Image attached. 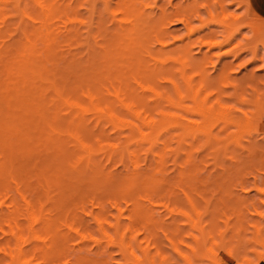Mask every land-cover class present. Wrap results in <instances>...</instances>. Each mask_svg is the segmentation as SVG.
I'll return each instance as SVG.
<instances>
[{
  "label": "rangeland",
  "instance_id": "rangeland-1",
  "mask_svg": "<svg viewBox=\"0 0 264 264\" xmlns=\"http://www.w3.org/2000/svg\"><path fill=\"white\" fill-rule=\"evenodd\" d=\"M81 1L75 7L73 18L76 21L71 22L63 16L60 19L64 20H57L55 25L61 30L60 34L64 32V36L61 34V38L64 37L61 39L62 49L67 54H62L59 49L61 54L66 56L72 53L73 57L72 54L66 56L68 60L78 58L86 66L85 69L93 65L88 69L91 74L93 70L94 75L101 73L95 75L96 79L90 75L92 83L88 82L89 86L87 82L81 83L82 86L79 84L80 90L78 88L75 92L73 85H68L73 91L69 93L89 107L90 111L83 113L62 106V102H59L62 107L60 104L52 106V102L49 107L52 106L50 111L57 113L64 122H79L81 127L76 128L77 132L86 126L82 138L97 147H104L94 156L101 168H92L91 171L86 166L85 170L81 167V172H74L70 167L73 160L77 161L85 154L74 140L62 139L61 153L65 157L60 158L52 147L54 142L51 137L46 134L40 136V130H35L34 126L28 139L23 137L26 133L24 124L22 128V124L15 128L20 134L23 132L21 141L20 138L17 140L20 134L12 127L16 136L14 132L6 131L10 136L0 132L1 137L8 136L6 141L10 139L8 144L0 137L3 142L0 143L3 146L8 144L7 147L15 151L16 164L13 178L4 175L0 180V184L4 185L0 189V264H14L12 260L15 264H242L245 257L258 263L257 253L264 252V245L243 249L244 246L236 242L237 231L234 232L228 225L225 227V224L230 225L235 221V226L237 220L243 218L247 220L242 224H246V230L250 227V233L255 230L253 225L256 223L264 227V44L258 35L246 27L247 23L257 24L260 19L264 23V0H244L242 4L236 0H222V3L221 0ZM35 3V0H22L23 15L13 13V8L9 6L12 16L16 17L13 20L7 18L12 22L6 19L3 22L6 27L1 26L2 29L10 26L9 34L15 32V38H10L5 32L12 44L16 42L21 47L23 43L27 47L18 48L21 54L25 50L23 54L31 53V56L40 50L41 62H44L45 45L39 31L45 30V24L40 20L45 16ZM177 14L187 16L186 25L180 21L178 23L181 16L177 17ZM227 14L242 18L244 24L239 23L242 26L240 32L226 47L208 49L206 42L222 41L224 33H227L218 26L220 23L217 25V17L213 21L214 16L219 15L218 19H224ZM140 16L143 22L147 21L144 22L147 26L153 20L150 18L157 22L166 16L167 35L163 38L170 45L162 48L161 42L156 41V38L163 40L157 35L160 31L155 30L156 34L145 29L142 35H133V25L139 22ZM134 19L136 22H133ZM6 22L10 25L7 26ZM206 22L208 25H205ZM192 28L197 30L189 34ZM67 30L68 34L71 31L74 34L71 32L69 36ZM36 34H39L37 38ZM26 42L32 46L28 47L30 44ZM239 45H245L243 49L247 48L246 45L257 46V58L253 60L251 50L243 51L238 58L225 55L233 50L238 52L235 49ZM182 50H186L199 66L197 69L188 68L186 76L181 74L182 64L173 61L181 55ZM154 57H157V62ZM31 59L35 62L32 56ZM162 60L167 61V65L162 67ZM61 62L64 65V60ZM159 67L171 71L160 73L162 70L156 69ZM148 68H151L150 71L157 70L154 72H158V75L149 77L146 74ZM143 69L148 72L145 73ZM230 76L235 83L238 80L237 89L231 87ZM189 77L194 80H189ZM176 79L178 82H175ZM206 80L212 82L211 86ZM34 81L33 85H41L39 88L45 89L39 80L38 83ZM177 83L183 88L177 87ZM186 84L190 85L187 87L192 91L185 87ZM203 85L206 86L199 90ZM41 89L36 90L41 92ZM89 96L93 97H90V101ZM52 97L48 99L53 100ZM223 98H226L225 101ZM219 100L234 107V114L243 122L236 123V127L222 121L216 123L218 118H212L205 124L204 116L197 113L198 109L210 106L219 108ZM259 107L258 120L250 126L246 116L254 117ZM103 108L108 109L107 115L103 114ZM193 109H197L196 113ZM112 112L120 117L121 122L119 119L112 120L109 116ZM163 126L169 128L164 129ZM205 129H208L207 133ZM145 136H150L151 140L144 141ZM116 146H122V151L125 149L124 155L115 153ZM164 179L166 184L163 183ZM248 190H251L250 193ZM246 191L250 201L246 198ZM7 227L14 232V239ZM208 230L212 231L214 238L221 237L222 243L224 239L228 240L226 243L230 242L228 247L226 245V251L219 249L218 258L210 251L209 255L200 253L197 257L191 251L196 247L197 239H201ZM225 231H229V234H225ZM215 233L219 236H215ZM212 240L215 242L217 239ZM235 246L237 251L234 250ZM237 246L241 247L239 252ZM3 249L14 259L3 253ZM227 250L232 251L231 257ZM244 251L248 252L246 256ZM262 262L264 260L258 264Z\"/></svg>",
  "mask_w": 264,
  "mask_h": 264
},
{
  "label": "bare ground",
  "instance_id": "bare-ground-1",
  "mask_svg": "<svg viewBox=\"0 0 264 264\" xmlns=\"http://www.w3.org/2000/svg\"><path fill=\"white\" fill-rule=\"evenodd\" d=\"M216 1V0H215ZM236 1H239V3H241L242 4V2H244V0H242V1H240V0H236ZM35 4L36 5H38V6H40L39 8L41 9V13H42V11H44L43 13L45 14H42L43 16H45V18L44 17H41V21H42V23H44V24H42L41 23V25L43 26H45V27H43V28H45V30L43 31H39V34H40V36L42 37L43 36V42H44V44L43 45H45L44 47V49L45 50H43V52H45V54H46V60H45V58H43L44 59V62L42 63L41 62V59L42 58H40L41 57V54H39V52L38 51H40V50H38L37 51V53L39 54H36V52L33 54V55H31L32 57H33V59L34 58H36V57H38V58H36V59H34L35 60V62H33V60L31 59V56L29 55V54H31V53H27V54H23V52L25 51H21L22 52V54L19 52V49H21L22 48V46L24 45L22 42H20V43H22V46L20 47L19 46V43L17 44L16 42H15V44H12V42H10L11 40L10 39H8L10 36V38H15L14 36H13V34H15V32L11 35V34H9L11 31H10V29H9V27H7V28H5V29H2V27L3 26H1V24L2 25H4L3 24V22L7 19V18H9V19H12L13 20V17L15 18L16 16H12V10H13V13H15V12H20L22 15H23V12H22V0H0V92H5L4 94H1L0 93V125L2 124V126H0V127H3L4 129L2 130V129H0L1 131V134H2V131L3 132H5L6 133V131H9V133L11 132V133H13L14 135H15V132L17 131L15 128H17L19 125H21L20 126V128H22L23 127V124H24V126H26V128H25V130H26V133L23 135V137L24 138H26V139H28L27 138V136H29L30 134H31V127L32 126H34V129L35 130H37V129H39L40 130V136H43V135H48L49 137H51V140L54 142V144H52V147H53V149L54 150H56V153H58L59 154V157L61 158H64L65 157V155H64V153L62 154L61 153V146H62V139L64 138H68V139H70V140H74L76 143H78L79 144V146L81 147L80 148V150H83V152L85 153L84 154V156H82L81 158H78V160L77 161H75V160H73L74 162H72V166H70V167H72V169L74 170V172L76 173V172H81V167H82V169L84 168V170H85V168H86V166H87V168L86 169H88V168H91V171H92V168H94V169H96L97 170V168H101V164H97V162L95 161V155H98V153L102 150V148H104V147H101L100 148V146L99 147H97V146H95L94 144H90L89 142H87L86 140H84L82 137V135H84V133H82V131H84L86 128V126L83 128V130L82 131H80V132H77L76 130V128H78L79 127V129H80V127L81 126H79L78 125V123L79 122H77L76 120H74L73 122L72 121H68V120H66L65 122H64V120L57 114V113H54V112H51L50 110V107H52V106H55L56 104H60L59 106L60 107H62V106H65V107H70V108H74L75 110H79L80 112H83V113H89V111H90V108L89 107H87V106H85L84 104H82V102H80L79 100H78V98H74L69 92H75L79 87V84H80V86H82V84L81 83H84V82H87L86 84H88V86L92 83H90V80H89V76L90 75H94V70H93V74H91L90 72H89V70L88 69H91L90 67L91 66H93V65H89V68L87 67L86 69H85V67L86 66H84V64L82 63V61H80V60H78V58L76 59V58H72V60H68L67 59V57L66 56H69L70 54H72V53H70V54H68V55H64L65 56V59H64V56L62 55V54H67V53H65L64 51H63V41L61 40V39H63L64 37H62L61 38V34H63L64 32H62L61 34H60V32H61V30H58V27H56V22L58 23V21L59 20H61L60 18L61 17H63V16H65V18H67V19H69L71 22L72 21H76V19H75V17L73 18V15L75 16V7L77 6V5H80L83 1H81V0H35ZM219 2V1H218ZM221 3H222V0H221ZM224 3V2H223ZM222 5V4H221ZM9 6H11L13 9L12 10H10L11 9V7L9 8ZM223 8L226 10V8L223 6ZM71 11H75L74 13H70ZM181 11V10H180ZM187 11H188V9H187ZM190 11V10H189ZM188 11V12H189ZM182 12V11H181ZM184 12V11H183ZM190 13H191V11H190ZM11 14V15H10ZM17 14V13H16ZM16 14H14V15H16ZM19 14V13H18ZM25 14V13H24ZM180 14V13H179ZM185 15V14H184ZM186 15H187V12H186ZM181 16V15H178L177 14V17L178 16H181V18L178 20V23H179V21L181 22V23H183L184 25H186L187 24V21H188V18H187V16ZM9 16V17H8ZM189 16V15H188ZM162 17V16H161ZM165 17V19H163ZM213 17V16H212ZM217 17V18H216ZM141 18V16L138 18V20L137 21H139V22H136V19H134L133 20V22L135 21L136 22V24H132L133 25V27L134 28H132V33H133V30H134V33H133V35L136 33L137 34V36H138V34L140 35H142V33L144 32L145 33V29L146 30H148V31H152V32H154V33H156L157 34V32H159L160 31V33L159 34H157V35H159V37L161 38H163V36L165 37L166 35H167V28H166V24L164 23L165 21H167L166 20V16H163L161 19L162 20H158L157 22L154 20V18H150V19H153L152 21L150 20V23H148V26L147 25H144L145 23L143 22V20H141L140 19ZM216 18V19H215ZM218 18H220V16L218 15V16H214V18H213V21H214V19H215V21L217 22V25L220 23V25H218V26H221L222 27V29L224 28L225 30H224V32L226 31L227 33H226V35H225V33H224V35H223V37H224V39L222 40V41H217V40H215L214 38V40L215 41H211V40H209L208 42H206V47L208 46V49H210V50H213V49H220V48H223L224 46L226 47V45H228L229 43H231V41L232 40H234V37H235V35H236V33L239 31L240 32V28L242 27L241 25H242V23L244 24V22H242L241 21V17L240 16H236L235 14L234 15H230V14H227L226 15V17L224 16V19L223 18H221V19H218ZM140 19V20H139ZM159 19V18H158ZM170 19V18H169ZM8 20V19H7ZM12 20L9 22V20H8V22L9 23H11L12 22ZM43 20H44V22H43ZM58 20V21H57ZM64 20V19H63ZM63 20H61V21H63ZM131 20V19H130ZM146 20V19H145ZM165 20V21H164ZM172 20V19H171ZM61 21H59V22H61ZM128 21H129V19H128ZM127 21V22H128ZM142 21V22H141ZM154 21V22H153ZM162 21H163V23H162ZM170 21V20H169ZM214 21V22H215ZM262 21V22H261ZM40 22V21H39ZM125 22V21H124ZM126 22V23H127ZM242 22V23H241ZM123 23V22H122ZM189 23H190V21H189ZM239 23H241V25L239 26ZM245 23H247V22H245ZM6 24H7V22H6ZM66 24V23H65ZM128 24V23H127ZM150 24V25H149ZM169 24V23H168ZM167 24V25H168ZM191 24V23H190ZM207 24V22L205 23V25ZM215 24V23H214ZM8 25H10V24H7V26ZM12 25H13V23H12ZM130 25V24H129ZM131 25V26H132ZM170 25V24H169ZM204 25V24H203ZM204 25V26H205ZM208 25V24H207ZM5 27H6V25H4ZM40 26V25H39ZM146 26H147V28H146ZM245 26H246V24H245ZM11 27H13V26H11ZM247 28H249V29H251L252 30V32H254L256 35H258L259 36V38H261L260 40H261V42L264 44V23H263V20H261L260 19V21H259V23H257V24H253V25H249L248 23H247V26H246ZM42 28V29H43ZM64 28H67V26L66 27H64ZM11 29H16V28H11ZM19 29V28H18ZM38 29V28H37ZM41 29V28H40ZM39 29V30H40ZM221 29V30H222ZM5 30V31H4ZM7 30V31H6ZM73 30V29H72ZM157 32H156V31ZM195 30H197V29H190V32H189V34H192V33H194V31ZM63 31V30H62ZM69 31H71V30H69ZM150 31V33H152ZM5 32L9 35V37H7L6 38V34H5ZM17 32V31H16ZM43 32H45L44 34H43ZM67 32V34L69 33L68 32V30L66 31ZM72 32V31H71ZM71 32H70V34H71ZM76 32V31H75ZM35 33V32H34ZM73 34H74V31L72 32ZM149 33V32H148ZM147 33V34H148ZM39 34H36L37 36L35 37V38H37L38 37V35ZM70 34H68L69 36H70ZM128 34H130L129 32H128ZM27 35V34H26ZM34 35V34H33ZM255 35V36H256ZM39 36V38L41 39V37ZM62 36H64V34L62 35ZM72 36V35H71ZM76 36V35H75ZM226 36V37H225ZM30 37V36H29ZM156 37H158V36H156ZM257 37V36H256ZM39 38H38V40H39ZM166 38V37H165ZM236 38V37H235ZM8 39V40H7ZM212 39V38H211ZM10 40V41H9ZM256 40H257V38H256ZM10 43H9V42ZM12 41H13V39H12ZM24 41H26V40H24ZM156 41L158 42H161V43H159V44H161L162 46V48H163V46H168V45H170L169 43H168V41H165L164 40V38H163V40L162 41H160V40H158V38H156ZM258 41V40H257ZM256 41V42H257ZM35 42H37V39L35 40ZM35 42H34V45H35ZM41 42V41H40ZM39 42V43H40ZM125 42V41H124ZM249 43V42H248ZM247 43V44H248ZM18 45V47H17V45ZM26 44H28L27 42H26ZM25 44V45H26ZM30 44V45H29ZM28 45V47H30V46H32L31 45V43H29ZM42 44V43H41ZM13 45V46H12ZM21 45V44H20ZM133 45H134V43H133ZM248 45H250V43L248 44ZM248 45H246V47L247 48H244L243 49V47L245 46H243V45H239V47H238V49L236 48L235 49V51H238V52H234V50L233 51H230V52H226L227 54H225V55H229V56H233V57H235V58H238L240 55H241V53L243 52V51H248L249 50V52H250V50L252 51V53H253V55H254V57H253V60L254 59H256L257 58V55H258V53H257V46H248ZM36 46V45H35ZM130 46V45H129ZM242 46V49L240 48ZM24 47V46H23ZM60 47V48H59ZM19 48V49H18ZM27 48V47H26ZM25 47H24V49H26ZM31 49V48H30ZM32 49H34V48H32ZM39 49V48H38ZM41 49V48H40ZM62 50V54H61V52H60V50ZM165 49V48H164ZM164 49H161V51H163L164 52ZM239 49L241 50L240 52H239ZM36 50H37V48H36ZM36 50H34V51H36ZM119 50V49H118ZM209 50V51H210ZM27 51V50H26ZM31 51V50H30ZM33 51V50H32ZM185 51L186 50H182V53H181V55H183V56H181L180 54V56L176 59H174L173 61L174 62H176V63H178V65H180V64H182V67L180 66V68H182L180 71L182 72H180L181 74H182V76L183 75H185V73H187V71L189 70L188 68H193V69H197V67L199 68V66H198V64H197V61H195L194 60V58L192 57V56H190V55H188L189 53H187V51H186V53H187V56H186V54H185ZM189 51V50H188ZM59 52H60V54H61V56H60V54H59ZM33 53V52H32ZM184 53V54H183ZM244 53V52H243ZM36 54V55H35ZM44 54V55H45ZM28 56V57H25V56ZM38 55V56H37ZM224 55V54H223ZM42 56H43V54H42ZM72 57H73V54L71 55ZM75 56V55H74ZM76 57V56H75ZM106 57V56H105ZM27 58H28V60H27ZM101 58V57H100ZM155 58V57H154ZM157 58V57H156ZM154 59V60H156V62H157V59ZM27 60V61H26ZM61 60L63 61L64 60V65H62L63 64V62H61ZM32 61V62H31ZM163 61V60H162ZM31 62V63H30ZM60 62H61V65H59L60 64ZM99 62V61H98ZM161 62V61H160ZM159 61H158V63H160ZM166 62L167 61H163L162 63H160V64H162V67L164 66V65H167L166 64ZM28 63V64H27ZM33 63V64H32ZM30 64V66H28ZM32 64V65H31ZM101 64V63H100ZM139 64H140V62H139ZM137 65V66H139L140 67V65ZM98 64H96V66H97ZM136 65V64H135ZM84 66V67H83ZM28 67V68H27ZM29 67H30V69H29ZM32 68H33V71L31 72L30 70H32ZM160 68V67H159ZM166 68V67H165ZM165 68H160V69H158V68H156L157 70H162L160 73H163V72H165L166 74L167 73H169L170 71H167ZM28 69V70H27ZM137 69L139 70V68L137 67ZM147 69V68H146ZM150 69L151 68H148V70H149V72L148 71H146V70H144L145 71V73L146 72H148V73H146L147 75H149V77L151 76V75H158V72H154V71H157V70H151L150 71ZM155 69V68H154ZM188 69V70H187ZM192 69V70H193ZM165 70V71H164ZM27 71H29V72H27ZM112 71V70H111ZM142 71V70H141ZM153 71V72H152ZM138 72H140V70L138 71ZM152 72V73H151ZM178 72V71H177ZM28 73L30 74L29 76H28ZM31 73H32V78H34L36 81L37 80H39V82H40V84L42 83L43 85V87L46 89H41V88H39V87H41V85H38L39 87H36L35 85H33V81H34V79H32V78H30V76H31ZM96 73V72H95ZM118 73V72H117ZM122 73V72H121ZM141 73V72H140ZM155 73V74H154ZM97 74V76L99 75V74H101V73H96ZM95 74V75H96ZM103 74V73H102ZM173 74H174V72H173ZM33 75H34V77H33ZM95 75H94V78L96 79V77H95ZM114 75V74H113ZM169 75V74H168ZM200 75V74H199ZM29 77L28 79H27V77ZM37 76V77H36ZM65 76V77H64ZM122 76V75H121ZM172 76V75H171ZM186 76V75H185ZM194 76V75H193ZM175 77V76H174ZM226 77V76H225ZM71 78H73V81H71L72 79ZM100 78H101V76H100ZM107 78V77H106ZM176 78V77H175ZM186 78V77H185ZM189 78H191V79H189V80H192L193 79V77H189ZM31 81H30V80ZM91 79V78H90ZM116 79V78H115ZM230 79H231V84L233 85V86H231V87H235V89H237L236 87H237V85L239 84L238 83V80H237V82L236 83H238V84H236L235 83V79L234 78H232L231 76H230ZM232 79H234V80H232ZM33 80V81H32ZM91 80H93V78L91 79ZM100 80V79H99ZM177 80V79H176ZM188 80V79H187ZM186 80V82H188ZM194 80V79H193ZM192 80V81H193ZM28 81V82H27ZM36 81H34V83L36 82ZM96 80H94L93 82H95ZM108 81V80H107ZM118 81V80H117ZM173 81V80H172ZM207 82H208V86H211V84H212V82H210L209 80H206ZM29 82H31V83H29ZM90 84H89V83ZM110 82V81H109ZM112 82H114V81H112ZM175 82H178V80L177 81H175ZM204 82H205V80H204ZM230 82V81H229ZM29 83V84H28ZM36 83H38V81L36 82ZM33 86H32V85ZM85 84V85H86ZM95 84H97V83H95ZM189 84H191V83H189ZM189 84H186V86L185 87H187V86H189L190 87V85ZM27 85L29 86L28 88H27ZM68 85H73L72 86V90H70L71 88H70V86H68ZM101 85V84H100ZM175 85V84H174ZM229 85V84H228ZM241 85V84H240ZM176 86L177 87H179V88H183V87H181V85L180 84H176ZM176 86H174L176 89H177V87ZM183 86H184V84H183ZM192 86V85H191ZM206 86V85H205ZM204 85L203 86H200V88H199V90L200 89H202V88H204L205 87ZM230 86V85H229ZM4 87H5V91L3 90V91H1V89H4ZM34 87V88H33ZM221 87V86H220ZM225 87V86H224ZM31 88H33V90L31 91L30 89ZM102 88H103V86H102ZM188 88V87H187ZM186 88V89H187ZM223 88V87H222ZM226 88H228V87H226ZM29 90L28 91V93H26V90ZM39 90V89H41L40 91L41 92H37V90ZM101 89V88H100ZM129 89V88H128ZM188 89H191V88H188ZM44 90V91H43ZM79 90H80V88H79ZM96 90V89H95ZM117 90V89H116ZM197 91L198 93H200V91ZM215 90V89H214ZM31 91V92H30ZM36 91V92H35ZM93 91V90H92ZM92 91H91V93H92ZM106 91V90H105ZM107 91H109V90H107ZM129 91V90H128ZM191 91H192V89H191ZM223 91H224V88H223ZM30 92V93H29ZM119 92V91H118ZM196 92V93H197ZM48 93L50 94V95H48ZM77 93V92H76ZM76 93H74L75 95H76ZM85 94H86V92H84ZM88 93V95H90V92H87ZM95 93V92H94ZM94 93H92V94H94ZM122 93V92H121ZM197 93V94H198ZM213 93V92H212ZM194 94V93H193ZM223 94H224V92H223ZM28 95V96H27ZM53 95V100L50 98V99H48L49 98V96H52ZM118 95V94H117ZM195 95V94H194ZM236 95V94H235ZM48 96V97H47ZM79 96V95H78ZM87 96V95H86ZM184 96V95H183ZM196 96V95H195ZM90 97H92V96H89L88 98H90ZM161 97H163V96H161ZM180 97V96H179ZM185 97V96H184ZM264 97V96H263ZM93 98V97H92ZM99 99V98H98ZM98 99H96V100H98ZM184 99V98H183ZM224 99V101H225V99L226 98H223ZM227 99H228V97H227ZM262 99V98H261ZM48 100L50 101L49 103H47L48 102ZM91 100V98L89 99V101ZM94 100H95V97H94ZM93 100V101H94ZM119 100V99H118ZM99 101V100H98ZM103 101V100H102ZM171 101H173V100H170V102ZM53 103V105L52 106H50L49 107V105H51L52 103ZM59 102H62V104H64V105H62L61 106V103H59ZM125 102V101H124ZM219 105H218V103L216 104V105H218L219 106V108L217 107V106H210V107H201V108H199L198 109V111H197V109H193L194 110V112L196 113V111H197V113L199 112L200 113V116L201 115H203L204 116V118H205V120H204V122H205V124L207 123V121H211V119L213 118V119H215V118H218V120L217 121H215L216 123L217 122H219V121H222V122H224V124H226V125H228L229 124V126L230 125H232V124H234V126L236 125V127H237V125L238 124H236V123H239V121H241V123L243 122L242 121V119L239 117V116H237V114H234V113H236V110H234V107H231V106H229L228 104H225V103H223L222 101H220L219 100ZM48 104V107H49V109H47L48 107H46V105ZM91 103H93V102H91ZM173 103H174V101H173ZM55 104V105H54ZM124 104V103H123ZM129 104V103H128ZM133 105V104H132ZM262 105V104H261ZM261 105H260V107H261ZM56 107V106H55ZM54 107V108H55ZM109 107V106H108ZM128 107H129V105L127 106V109H128ZM134 107V106H133ZM260 107H259V110H258V112H256V114L254 115V117L252 116V117H250V115H248V116H246V117H248V121H249V125L250 126H252V125H254V124H256V122H257V120H258V115H259V113H260ZM53 108V107H52ZM70 108H69V110H70ZM94 108V107H93ZM130 108H132V107H130ZM66 109V108H65ZM72 110V109H71ZM77 110V111H78ZM102 110V112H103V114L105 113V115H107V113L108 112H106L107 110H105V108H103V109H101ZM188 110H189V108H188ZM190 110H192L191 108H190ZM57 111V110H56ZM63 111V110H62ZM234 111V112H233ZM238 111V110H237ZM74 112V111H73ZM100 112V111H99ZM101 112V113H102ZM78 113H76V115H77ZM102 114V115H103ZM243 114V113H242ZM199 115V114H198ZM244 115V114H243ZM80 116V115H79ZM111 118H112V120L113 119H119L120 117L117 115V114H115L114 112H112V114H110L109 115ZM203 116H201V117H203ZM78 117V116H77ZM105 117H107V116H105ZM109 117V118H110ZM119 117V118H118ZM72 118V117H71ZM74 118H76V117H74ZM108 118V117H107ZM108 118V121L110 120ZM61 119L63 120V121H61ZM78 119V118H77ZM147 120V119H146ZM119 121H120V119H119ZM247 121V120H246ZM62 122H64V123H62ZM113 122V121H112ZM111 122V123H112ZM121 122V121H120ZM197 121H195V123H196ZM203 122V123H204ZM215 122H214V124H215ZM61 123V124H60ZM117 123V122H116ZM126 123V122H125ZM154 123H156V121L154 122ZM192 123V122H191ZM198 123V122H197ZM80 124V123H79ZM114 124V123H113ZM200 124L201 123H199V126H200ZM205 124H203V125H205ZM223 124V123H222ZM240 124V123H239ZM144 125H146V126H148L147 124H144ZM149 125L150 126H152L150 123H149ZM154 125V124H153ZM172 125V124H171ZM170 125V126H171ZM197 125V127H198V124H196ZM211 126H212V123L210 124ZM210 125H209V128H210ZM220 125V124H219ZM202 126V125H201ZM233 126V127H234ZM10 127V128H9ZM14 128L16 131H14L13 130V132H12V128ZM139 127V126H138ZM159 127V126H158ZM164 127V126H163ZM206 126H204L203 128H205ZM218 127V126H217ZM242 127V126H241ZM81 128V129H82ZM130 128H133V127H130ZM169 128V127H168ZM168 128H165L164 127V129H168ZM208 128V129H209ZM232 128V127H231ZM9 129V130H8ZM78 129V130H79ZM138 129V128H137ZM160 129V128H159ZM171 129V128H170ZM208 129H205V132L207 133V130ZM201 130H202V128H201ZM204 130V129H203ZM161 131H163V130H161ZM25 132V131H24ZM210 132V131H209ZM4 133V134H5ZM9 133L7 134L6 133V135H9ZM17 134L19 133V130L16 132ZM211 133V132H210ZM4 134H3V136H4ZM20 134V133H19ZM21 134H23V132H21ZM20 134V135H21ZM162 134V133H161ZM4 136V137H1L2 138V141H6L8 138V136ZM17 136L18 137V139L17 140H19V138L20 137H22V135L21 136ZM25 135H26V137H25ZM151 135V134H150ZM208 135H212V134H209L208 133ZM10 136V135H9ZM16 136V135H15ZM157 137V135H155V138ZM159 137V136H158ZM0 138V139H1ZM5 138H7V139H5ZM11 139L13 138V137H10ZM23 138V139H24ZM149 138H150V136L149 137H146L145 136V138L143 137V140L145 141V140H149ZM154 137H152V139H153ZM15 139H16V137H15ZM212 139H214V138H212ZM217 139V138H216ZM141 140H142V138H141ZM150 140H151V138H150ZM160 140V139H159ZM2 141H0V142H2ZM9 142H10V139L8 140ZM8 141H6L8 144H9V142ZM20 141H21V138H20ZM146 142H148V141H146ZM224 142V141H223ZM222 142V143H223ZM3 143V142H2ZM154 143H155V141H154ZM225 143V142H224ZM6 144V143H5ZM7 144V145H8ZM7 145L5 146H3V144H1L0 143V180H1V178H2V176H6V177H12L13 178V173H14V169H15V162H14V159H15V154H14V152H13V150H12V148H10V147H7ZM153 145V144H152ZM112 147V146H111ZM115 147V146H114ZM15 147H13V149H14ZM18 148V147H17ZM100 148V149H99ZM122 146L121 147H119V146H116V148H114L116 151H115V153H119V154H121V155H124L123 154V151L125 150V149H123V151H122ZM16 149V148H15ZM63 149H64V147H63ZM106 149V148H105ZM112 149V148H111ZM16 150H18V149H16ZM100 150V151H99ZM110 150V149H109ZM129 150V149H128ZM172 151V150H171ZM65 152V151H64ZM102 152H104V151H102ZM67 156V155H66ZM110 156H112V155H110ZM114 156V155H113ZM97 157V156H96ZM85 162V163H84ZM163 162V161H162ZM87 163V164H86ZM83 164H85V166L83 165ZM83 165V166H82ZM103 165V164H102ZM93 169V170H94ZM95 171V170H94ZM98 171H99V169H98ZM101 171V170H100ZM96 172V171H95ZM82 174V173H81ZM77 175H79V173L77 174ZM136 176H140V175H136ZM146 176V175H145ZM147 178V177H146ZM8 179V178H7ZM110 179V178H109ZM144 180V179H143ZM146 180V179H145ZM2 181H4V180H2ZM164 181H165V179L163 180V183H164ZM166 182H167V180H166ZM170 182V181H169ZM164 184H166V183H164ZM167 184H168V182H167ZM171 185V184H170ZM2 186V184H0V189H2L3 188V186ZM172 188V187H171ZM251 191V190H250ZM250 191L248 190V192L250 193ZM246 198H248V200L250 201V198L248 197V196H250V195H248V193H247V191H246ZM239 196V195H238ZM237 196V197H238ZM161 197V196H160ZM239 198H242V197H239ZM238 199V198H237ZM243 199V198H242ZM242 199H241V201H242ZM235 200V199H234ZM244 200V199H243ZM247 200V199H246ZM247 200V201H248ZM240 200H237V202L238 203H240L241 202ZM245 201V200H244ZM248 201V202H249ZM243 203H246V202H243ZM242 203V204H243ZM164 205V204H163ZM252 205V204H251ZM254 207V206H253ZM260 216H261V218L263 217V215L262 214H259ZM255 218V217H254ZM5 219V218H4ZM244 220H247V219H244ZM243 220V218H240V219H238L237 220V223H235V226H234V222H231V224H232V227H231V224L229 225V224H225V227H226V225H228L231 229H233L234 230V232H236L237 231V243H238V245H242V246H244V247H242L243 249H247V250H249L250 248H252V249H254L253 247H257V246H259V245H264V227H262V226H260L258 223H256V221H254L256 224H254L253 225V227L255 228V230L253 231L252 229H254L253 227H251L252 229V231H251V233H250V227L246 230V224H242V222L244 221ZM2 221V220H1ZM8 221V220H7ZM252 221H253V217H252ZM230 222V221H229ZM228 222V223H229ZM2 223V222H1ZM253 223V222H252ZM3 224V223H2ZM7 224V223H6ZM8 225V224H7ZM244 225H245V228H244ZM3 226V225H2ZM10 226H12V224L10 225ZM8 227H9V225H8ZM8 227H7V229H8ZM1 228V227H0ZM10 229H11V227H9ZM215 228H216V226H215ZM230 228H227V230H229ZM3 229V228H2ZM10 229H8V231L10 230ZM222 229V228H221ZM225 229V228H224ZM230 229V230H231ZM239 229V230H238ZM11 231V230H10ZM9 231V232H10ZM215 232H216V230H214ZM244 231H247L248 233H249V235H248V233L247 232H244ZM2 232V231H1ZM12 232V237L14 236L15 237V235H14V232L13 231H11ZM11 232L9 233V234H11ZM231 232H232V230H231ZM233 232V233H234ZM3 233L4 234H6L7 232L6 231H3ZM227 233V235L229 234V231H225V234ZM4 234H2V235H4ZM8 234V233H7ZM216 234V233H215ZM224 234V233H223ZM244 234V235H243ZM17 235V234H16ZM219 236V234H216L215 236ZM222 235V234H221ZM223 236V235H222ZM7 237H9V236H7ZM14 237H13V239H14ZM17 237V236H16ZM243 237V238H242ZM225 238V237H224ZM230 238V237H229ZM212 239H217L216 241H218L219 239V242H221V243H217L216 241L214 242V240H212ZM8 240V239H7ZM6 240V241H7ZM222 239H221V237H219V238H214V236L212 235V231H207L205 234H203V237L201 238V239H197V241H196V247H193V248H191V251H192V253H193V255L194 256H198V255H200V253H204V254H208V252L210 251V252H212L217 258L219 257V249H221V250H224V251H226V249H228V248H226V245H227V247H228V245L230 244V242H228V243H226L228 240H226V239H224L223 240V243H222V241H221ZM4 241V240H3ZM9 241V240H8ZM226 241V242H225ZM232 242V241H231ZM218 244H221V245H219V247H218ZM4 245V244H3ZM216 245H217V249L215 248L216 247ZM0 246H1V244H0ZM231 246V245H230ZM239 246V247H240ZM3 247V246H2ZM22 247V246H21ZM239 247L237 246V248H238V252H239ZM241 247H240V250H241ZM264 248V247H263ZM13 249H14V247H13ZM22 249V248H21ZM6 250V249H5ZM5 250L3 249V253H7V250H6V252H5ZM205 250V251H204ZM234 250H236L237 251V249H236V246H235V249ZM233 250V251H234ZM247 250H245V251H247ZM1 251V250H0ZM14 251H15V249H14ZM207 251V252H206ZM243 251V250H242ZM244 251V252H245ZM252 251V250H251ZM227 252L229 253L228 255L231 257L232 256V251H231V253H230V250L228 251L227 250ZM15 253V252H14ZM19 253V252H18ZM236 253V252H235ZM247 253L248 252H245V256L247 255ZM249 253H250V251H249ZM253 253H255V252H253ZM238 255H241V254H239V253H237ZM244 254V253H243ZM257 254H259V255H257V260H258V263H260L261 261H263L264 260V252H259V253H257ZM7 255L10 257V255L12 256V254H10V253H7ZM20 255V254H19ZM209 255V254H208ZM4 256V255H3ZM2 256V257H3ZM18 256V255H17ZM21 256V255H20ZM244 256V257H245ZM19 257V256H18ZM11 259H14L13 258V256L12 257H10ZM16 258V257H15ZM4 260H6V259H4ZM241 260V259H240ZM244 261H242V264H258V263H254L253 261H251V260H249V259H247L246 257L243 259ZM12 262L15 264V261L14 260H12ZM10 263V262H9ZM8 263V264H9ZM138 263H141V261L140 260H138Z\"/></svg>",
  "mask_w": 264,
  "mask_h": 264
},
{
  "label": "crops",
  "instance_id": "crops-1",
  "mask_svg": "<svg viewBox=\"0 0 264 264\" xmlns=\"http://www.w3.org/2000/svg\"><path fill=\"white\" fill-rule=\"evenodd\" d=\"M261 264H264V262H262Z\"/></svg>",
  "mask_w": 264,
  "mask_h": 264
}]
</instances>
